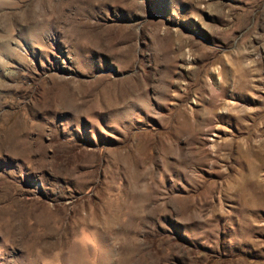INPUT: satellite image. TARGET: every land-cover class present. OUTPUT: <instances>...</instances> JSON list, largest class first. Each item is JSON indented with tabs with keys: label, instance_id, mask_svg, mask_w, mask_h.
Instances as JSON below:
<instances>
[{
	"label": "rangeland",
	"instance_id": "obj_1",
	"mask_svg": "<svg viewBox=\"0 0 264 264\" xmlns=\"http://www.w3.org/2000/svg\"><path fill=\"white\" fill-rule=\"evenodd\" d=\"M0 264H264V0H0Z\"/></svg>",
	"mask_w": 264,
	"mask_h": 264
}]
</instances>
